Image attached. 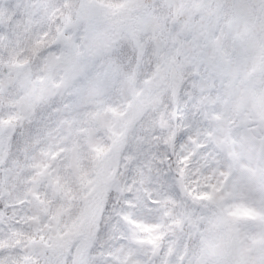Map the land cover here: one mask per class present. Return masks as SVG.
<instances>
[{
    "label": "snow or ice",
    "instance_id": "1",
    "mask_svg": "<svg viewBox=\"0 0 264 264\" xmlns=\"http://www.w3.org/2000/svg\"><path fill=\"white\" fill-rule=\"evenodd\" d=\"M0 264H264V0H0Z\"/></svg>",
    "mask_w": 264,
    "mask_h": 264
}]
</instances>
